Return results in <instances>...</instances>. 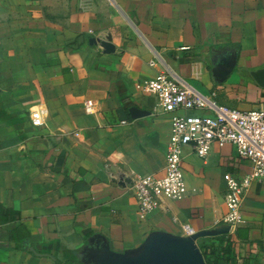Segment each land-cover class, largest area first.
I'll use <instances>...</instances> for the list:
<instances>
[{"label": "crops", "instance_id": "0c3cea01", "mask_svg": "<svg viewBox=\"0 0 264 264\" xmlns=\"http://www.w3.org/2000/svg\"><path fill=\"white\" fill-rule=\"evenodd\" d=\"M106 36L110 54L88 43ZM262 67L264 0H0V264H91L151 233L227 226L222 177L250 167L228 145L204 159L184 147L185 196L137 219L129 182H116L161 173L169 116L134 84L166 71L245 111L264 100L248 75ZM240 220L227 226L233 251L264 264L262 184L249 186Z\"/></svg>", "mask_w": 264, "mask_h": 264}, {"label": "built area", "instance_id": "2783aa9c", "mask_svg": "<svg viewBox=\"0 0 264 264\" xmlns=\"http://www.w3.org/2000/svg\"><path fill=\"white\" fill-rule=\"evenodd\" d=\"M149 66H153L150 62ZM134 90L151 95L155 108L168 115V138L161 173L132 177L126 185L135 202L138 220H144L165 201H178L186 194L180 167L181 152L189 147L195 156L204 159L215 146H231L237 159L249 162V172L237 177L223 175V205L226 209L221 223L229 228L240 220V206L249 186H264V100L256 108L240 111L218 105L215 93L201 95L183 80L166 71L137 81ZM84 114H91L90 102L82 104ZM33 127L42 125L36 115L29 116ZM124 121L119 122L120 125ZM185 236L192 235L188 226L181 227Z\"/></svg>", "mask_w": 264, "mask_h": 264}, {"label": "water", "instance_id": "95a60500", "mask_svg": "<svg viewBox=\"0 0 264 264\" xmlns=\"http://www.w3.org/2000/svg\"><path fill=\"white\" fill-rule=\"evenodd\" d=\"M109 36L105 41L89 38V44H96L102 49L103 54H110L114 48L109 44ZM232 62L228 64V67ZM223 74L226 70L223 68ZM252 82L261 90H264V67L250 71L248 73ZM128 113L131 118H139L144 112L136 108H130ZM128 179L119 177L117 185L123 186L128 183ZM228 227L216 231H200L190 236H172L165 233H151L147 236L140 247L134 251L117 254L109 252L103 247L95 252L90 258L91 264H204L202 256L195 244V241L203 237H215L226 234Z\"/></svg>", "mask_w": 264, "mask_h": 264}, {"label": "trees", "instance_id": "16d2710c", "mask_svg": "<svg viewBox=\"0 0 264 264\" xmlns=\"http://www.w3.org/2000/svg\"><path fill=\"white\" fill-rule=\"evenodd\" d=\"M196 246L204 264H246L245 259L233 251L228 234L197 239Z\"/></svg>", "mask_w": 264, "mask_h": 264}]
</instances>
